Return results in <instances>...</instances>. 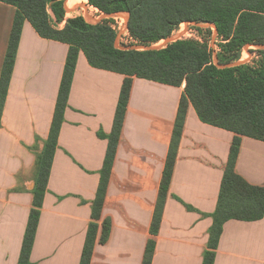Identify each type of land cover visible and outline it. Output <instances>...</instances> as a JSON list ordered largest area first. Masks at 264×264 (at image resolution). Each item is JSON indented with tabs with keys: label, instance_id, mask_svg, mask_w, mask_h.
I'll list each match as a JSON object with an SVG mask.
<instances>
[{
	"label": "crops",
	"instance_id": "crops-1",
	"mask_svg": "<svg viewBox=\"0 0 264 264\" xmlns=\"http://www.w3.org/2000/svg\"><path fill=\"white\" fill-rule=\"evenodd\" d=\"M15 5L0 1V72ZM69 44L24 18L0 120V264H18ZM124 74L78 48L28 260L79 264ZM184 83L134 77L90 264H141ZM233 132L188 104L151 264H203ZM236 172L264 185V141L242 136ZM107 240L99 242L102 222ZM212 264H264V211L222 224Z\"/></svg>",
	"mask_w": 264,
	"mask_h": 264
},
{
	"label": "trees",
	"instance_id": "trees-1",
	"mask_svg": "<svg viewBox=\"0 0 264 264\" xmlns=\"http://www.w3.org/2000/svg\"><path fill=\"white\" fill-rule=\"evenodd\" d=\"M15 5L6 55L0 72V120L20 31L26 18L42 37L69 44L42 154L38 160L33 207L30 210L18 264L29 258L78 48L88 62L124 74L103 168L92 206L79 264H90L112 164L134 77L171 85L184 83L141 264H151L167 190L182 134L187 106L201 121L233 132L210 229L203 264H212L222 224L229 218L257 219L264 211V185L248 183L235 170L241 137L264 141V0H87L89 14L128 13L123 46H151L188 22L189 37H178L157 49L122 50L114 45L117 15L88 21L82 14L66 16L65 0H0ZM81 1V0H80ZM75 3V2H74ZM67 5L71 7L72 5ZM213 25L216 27L214 32ZM123 35V36H124ZM213 39V40H212ZM249 57L241 59L243 52ZM214 56L217 58L216 63ZM219 64V65H218ZM110 220L104 219L99 242L107 240Z\"/></svg>",
	"mask_w": 264,
	"mask_h": 264
},
{
	"label": "rangeland",
	"instance_id": "rangeland-1",
	"mask_svg": "<svg viewBox=\"0 0 264 264\" xmlns=\"http://www.w3.org/2000/svg\"><path fill=\"white\" fill-rule=\"evenodd\" d=\"M82 1H85V0H81V1L80 0H65V6H66V3H67V5H71L75 2L74 5H72L71 7L66 6L68 9L66 10V16L65 17H70L73 14H82L85 17V14H88V13H85L83 11V9L81 7V4L83 3ZM84 3L87 4V0ZM90 8H91V11L89 12L88 15L92 16L94 19H98L101 15H99V16L94 15L96 13L97 9H95L91 6H90ZM126 13L127 12H121L120 15H117V17H118L117 18V27H118V33L117 34H119L118 39H117V43L120 46H123L122 43L127 42V37L124 35L126 33V26H127L126 20H128L127 19L128 15ZM191 35L192 34L188 29V22H184L180 25L179 30L174 32L170 36L189 37ZM163 40L157 44H161L163 42ZM248 57H249V53L244 51L241 59H246Z\"/></svg>",
	"mask_w": 264,
	"mask_h": 264
},
{
	"label": "water",
	"instance_id": "water-1",
	"mask_svg": "<svg viewBox=\"0 0 264 264\" xmlns=\"http://www.w3.org/2000/svg\"><path fill=\"white\" fill-rule=\"evenodd\" d=\"M65 9L67 10L68 8L65 6ZM120 14L121 13L104 14V15H101L98 19H94L92 16H90L88 14H85V19L88 20V21L96 22V21H98L101 18H104V17H112V16L120 15ZM126 14L128 15V13H126ZM127 19H128V17H127ZM126 24H127V20H126ZM213 29H214V32H216V27L214 25H213ZM118 36H119V34H117V36L115 38L114 45L117 48L122 49V50H129V49H145V50H151V49H157V48L161 47L162 45H164L165 43L170 42V41H173V40H175L176 38L179 37V36H169V37L165 38L161 44H155V45H151V46H142V45L120 46L117 43ZM262 47H264V46H262ZM214 61L216 63H218L216 56H214Z\"/></svg>",
	"mask_w": 264,
	"mask_h": 264
},
{
	"label": "bare ground",
	"instance_id": "bare-ground-1",
	"mask_svg": "<svg viewBox=\"0 0 264 264\" xmlns=\"http://www.w3.org/2000/svg\"><path fill=\"white\" fill-rule=\"evenodd\" d=\"M82 9H83V11L86 13V11H85V7H82Z\"/></svg>",
	"mask_w": 264,
	"mask_h": 264
}]
</instances>
